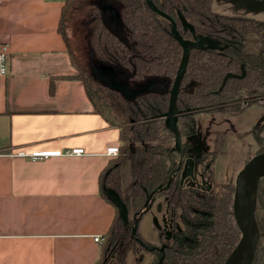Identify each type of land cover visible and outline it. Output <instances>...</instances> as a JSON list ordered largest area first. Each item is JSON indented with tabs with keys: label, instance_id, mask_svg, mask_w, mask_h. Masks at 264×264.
Here are the masks:
<instances>
[{
	"label": "trees",
	"instance_id": "1",
	"mask_svg": "<svg viewBox=\"0 0 264 264\" xmlns=\"http://www.w3.org/2000/svg\"><path fill=\"white\" fill-rule=\"evenodd\" d=\"M71 1L66 0L62 17ZM108 1L104 9L106 18L96 17L90 29L87 67H80L72 57L70 63L75 70L72 77L83 87L93 111L109 124L114 119L118 129L120 145L117 155L108 161L100 175V196L112 205L106 192L121 191L120 167L128 163L127 190L135 218L123 223L112 205L114 220L95 264H125L130 252L136 264L143 261L144 255L150 258L147 264H159L160 260V264H224L240 237L232 215V185L215 184L212 169L215 153H206L198 160L204 176L213 185L210 191L184 185L179 172L184 154L191 148L188 140L195 134L198 115H237L253 106L264 111V20L213 11L214 1L221 5L229 0H150L174 20L184 39L191 36L183 31L179 15L193 27L197 37L210 39L213 46L220 48L189 53L176 100L177 129L182 141L181 152L177 153L172 149L173 135L164 127L162 114L167 110L168 91L176 76L181 49L169 33V23L151 11L144 0ZM113 3L120 9L125 35L112 29ZM58 30L61 31L60 26ZM241 67L244 75L227 79L221 88L226 74L239 76ZM93 68L113 70L111 80L131 91L151 84L156 87L126 99L94 76ZM112 97L114 117L106 101ZM106 109L111 116L105 113ZM256 129L255 156L264 153V137ZM158 199L166 205L170 232L167 240L164 232L158 231L162 250L143 239L138 231L131 235L134 222L147 212L149 202ZM254 219L258 232L264 235V177L256 187ZM116 220L129 229L116 231ZM177 220L180 228L175 227ZM251 264H264L262 235L258 237Z\"/></svg>",
	"mask_w": 264,
	"mask_h": 264
},
{
	"label": "crops",
	"instance_id": "2",
	"mask_svg": "<svg viewBox=\"0 0 264 264\" xmlns=\"http://www.w3.org/2000/svg\"><path fill=\"white\" fill-rule=\"evenodd\" d=\"M65 2L0 0V42L9 46L0 76V264H95L102 242L93 238L104 240L114 220L99 178L118 129L72 77L58 30Z\"/></svg>",
	"mask_w": 264,
	"mask_h": 264
},
{
	"label": "rangeland",
	"instance_id": "3",
	"mask_svg": "<svg viewBox=\"0 0 264 264\" xmlns=\"http://www.w3.org/2000/svg\"><path fill=\"white\" fill-rule=\"evenodd\" d=\"M100 0H72L64 10V14L60 23L62 31L67 43V49L70 57L82 68L87 67L90 29L93 26V20L106 9V3ZM112 21L114 26L121 27V13L118 5L112 4ZM230 5L212 4V9L219 14H237L236 10L229 7ZM246 17L255 20H264V9L262 10H245L242 12ZM99 14V15H98ZM75 73V70L73 71ZM110 106L111 114L114 117L115 100L109 98L106 100ZM105 113L108 114V109ZM111 116V115H110ZM115 123L114 119H111ZM110 126L115 127V124ZM260 126L258 131L264 137V112L261 107L253 106L241 114L232 115L228 113L201 114L196 117V134L194 144L198 151L215 152L216 157L213 164L215 182L218 184H231L233 193V182L235 177L244 167L247 161L256 155V143L254 139V127ZM209 157H207L208 160ZM181 181L184 185L210 190L211 185L202 177L200 166L190 171V167L186 164L182 165L180 171ZM130 182V175L127 167L120 168V198L128 207V220L131 221L135 215L131 212L129 192L126 186ZM128 187V186H127ZM233 195V194H232ZM161 205V206H160ZM160 206V210H158ZM165 204L160 199L155 200L149 209L137 221V229L139 235L153 245L159 246L157 230L163 227L166 219ZM176 227L180 228L179 220ZM116 231L121 232L125 228L120 220H116L114 224ZM259 233V232H258ZM264 238L263 234L259 236ZM163 239V238H162ZM150 258L144 255L141 264H147ZM111 263V261H110ZM125 264H135L133 255L127 254Z\"/></svg>",
	"mask_w": 264,
	"mask_h": 264
},
{
	"label": "water",
	"instance_id": "4",
	"mask_svg": "<svg viewBox=\"0 0 264 264\" xmlns=\"http://www.w3.org/2000/svg\"><path fill=\"white\" fill-rule=\"evenodd\" d=\"M144 1L147 7L151 11H153L158 16L165 18L166 20L169 21L170 34L182 49V55L176 72V76L169 90L167 111L164 114H162V117L164 118L165 127L174 136V149L176 151H179L181 147V139L176 126L177 115L179 113L176 107V100H177V95L179 93L180 84L186 70L190 51L193 49L194 50L203 49L205 45L210 44V40L207 38L196 37L194 35L193 28L185 21V19L181 15H179V20L183 30H189L192 35L191 40L183 39L176 29L175 22L170 17L159 11L150 0H144ZM231 2L233 4L236 3L240 8L245 10L264 9V0H231ZM92 72L94 76L100 79V81L106 83L111 88L118 91L126 99H131L134 96L139 95L140 93L143 92H149L156 87L155 85L151 84L150 86L145 87L142 90L131 91L124 84L115 83L110 79L104 80L100 76L101 73L97 68H93ZM230 77H235V76L227 74L223 79L221 88L224 85L225 81ZM262 177H264V153L257 155L253 157L251 160H249L235 177V180L233 182L232 215L240 237L236 247L228 256L224 264H228V261L230 259H232V263L234 264H251L253 262L256 245L259 237V233L257 237H255V231L257 230L254 219L256 187L258 181ZM251 193H253V205L249 210L247 206V202ZM106 197L112 203V205L117 209L120 220L123 223H126L128 219L127 207L122 202L118 194H116L114 191H107ZM158 210H160V206H158ZM136 229H137V222H134V226L131 233L134 234ZM160 263L161 260L159 261V264Z\"/></svg>",
	"mask_w": 264,
	"mask_h": 264
},
{
	"label": "flooded vegetation",
	"instance_id": "5",
	"mask_svg": "<svg viewBox=\"0 0 264 264\" xmlns=\"http://www.w3.org/2000/svg\"><path fill=\"white\" fill-rule=\"evenodd\" d=\"M100 1H102V2H99V3H103V4H105L106 3V5H109V3H110V1H108V0H100ZM213 3H215V1L213 2ZM113 4H115V3H113ZM216 5H218L217 3H215ZM225 4H227V5H230L229 7H231L232 9H234V10H236V12H237V14H240V15H243L244 17H246L242 12H245V9H242V8H240L236 3L235 4H233L232 2H231V0H229V2L228 3H225ZM221 5H224V4H221ZM220 6V5H219ZM214 11V10H213ZM215 12V11H214ZM217 13V12H216ZM219 14V13H218ZM235 14V13H234ZM166 15V14H165ZM222 15H225V14H222ZM100 19H105L106 17V13L103 11L100 15ZM160 17V16H159ZM169 17V16H168ZM162 18V17H161ZM178 18H179V16H178ZM247 18H250V17H247ZM163 19H165V18H163ZM172 19V18H171ZM251 19H253V18H251ZM166 20V19H165ZM173 20V19H172ZM168 23H169V21L168 20H166ZM174 21V20H173ZM180 21V20H179ZM186 21V20H185ZM181 24V23H180ZM175 25H176V23H175ZM190 25V24H189ZM111 26H112V29L114 30V32L116 33V34H121V35H125V31H124V28H123V26H122V22H121V27H118V26H114V24H113V21L111 22ZM191 26V25H190ZM181 27H182V25H181ZM192 27V26H191ZM193 28V27H192ZM176 29H177V26H176ZM183 29V28H182ZM194 30V29H193ZM169 31H170V23H169ZM178 31V30H177ZM183 31H188L189 33H190V31L189 30H183ZM170 33V32H169ZM179 33V32H178ZM171 35V34H170ZM194 35H195V32H194ZM181 36V35H180ZM190 39H187V40H191L192 39V35H191V33H190ZM196 36V35H195ZM182 37V36H181ZM197 37V36H196ZM183 38V37H182ZM184 39V38H183ZM174 40V39H173ZM210 40V39H209ZM175 41V40H174ZM176 42V41H175ZM177 43V42H176ZM178 44V43H177ZM180 47V46H179ZM205 48H210V49H220V48H216L215 46H213L212 45V42H211V40H210V44L209 45H205L204 46V48L203 49H205ZM180 49H181V47H180ZM194 50V49H193ZM200 50H202V49H200ZM192 51V50H191ZM181 55H182V49H181ZM241 69H242V72H243V74H242V72H241V75H239V76H237V75H232V76H235V77H242L243 75H244V71H243V68L241 67ZM99 72L101 73L100 74V76L104 79V80H108V79H112L111 78V76H112V72H113V70H110V69H107V70H103L102 68L101 69H99ZM227 75V74H226ZM231 75V74H230ZM230 78H234V77H230ZM134 79V78H133ZM132 79V80H133ZM224 79V78H223ZM229 79V78H228ZM223 87V86H222ZM180 89V88H179ZM168 94H169V91H168ZM169 99V98H168ZM167 107H168V105H167ZM263 110V109H262ZM167 111V110H166ZM165 111V112H166ZM164 112V113H165ZM264 112V111H263ZM178 115H179V113H178ZM178 115H177V119H178ZM238 115V114H237ZM176 126H177V123H176ZM164 127H165V125H164ZM258 127H260V126H256V127H254L255 129L256 128H258ZM166 128V127H165ZM261 128V127H260ZM166 130H168L167 128H166ZM178 130V129H177ZM169 131V130H168ZM170 132V131H169ZM171 133V132H170ZM179 133V132H178ZM172 134V133H171ZM195 134H196V131H195ZM195 134L193 135V137L192 138H189V142L191 143V148L190 149H188V151L187 152H185V154H184V157H183V160H182V162H181V169H182V165L183 164H186V166H188V167H190V171H192L193 169H195L197 166H200L201 167V170H202V177L203 178H205L206 179V177L204 176V168L201 166V165H199L198 164V160H199V157H201V156H203V155H205L206 153H209V154H211V153H215V152H209V151H198L197 149H196V146H195V144H194V138H195ZM173 135V134H172ZM180 136V135H179ZM173 139H174V136H173ZM181 139V138H180ZM181 146H182V141H181ZM172 149L173 150H175L174 149V142H173V146H172ZM176 151V150H175ZM177 153H180L181 152V147H180V150L179 151H176ZM182 154H183V152H182ZM206 155H208V154H206ZM215 157H216V153H215ZM215 161V160H214ZM213 164H214V162H213ZM213 164H212V169H213ZM206 167H208V165L206 166ZM181 169H180V171H181ZM213 174H214V171H213ZM179 176H180V172H179ZM180 179H181V177H180ZM207 180V179H206ZM182 182V181H181ZM208 182V181H207ZM214 182H215V178H214ZM210 185H211V188H210V190L213 188V185L210 183V182H208ZM215 184H218V183H216L215 182ZM187 185H190V184H187ZM190 186H192V185H190ZM195 187V186H194ZM196 188H198V187H196ZM199 189H201V188H199ZM201 190H203V189H201ZM210 190H203V191H210ZM152 202L153 201H151V202H149L150 204L149 205H151L152 204ZM165 204V203H164ZM161 206V205H160ZM150 207V206H149ZM165 207H166V205H165ZM145 214V213H144ZM165 215H166V209H165ZM166 217V216H165ZM169 225V222H168V220H167V217H166V219H165V221H164V224H163V227L161 228V229H158L157 230V236H158V231L160 230H162L163 232H164V239H169L170 238V232H169V230H168V226ZM133 226H134V224H133ZM176 227V226H175ZM177 228V227H176ZM136 231H138V229H136ZM135 231V232H136ZM131 235H134V234H132L131 233ZM159 237H158V244H159ZM148 242V241H147ZM150 244H152V242H149ZM153 245V244H152ZM154 246H156V245H154ZM156 247H160L159 249L161 250V248H163V246L161 245V244H159V246H156ZM136 264V263H135ZM141 264V263H140Z\"/></svg>",
	"mask_w": 264,
	"mask_h": 264
},
{
	"label": "built area",
	"instance_id": "6",
	"mask_svg": "<svg viewBox=\"0 0 264 264\" xmlns=\"http://www.w3.org/2000/svg\"><path fill=\"white\" fill-rule=\"evenodd\" d=\"M8 56H9V46H8V44L5 43V42H0V76H4L8 72ZM117 152L118 151H117V147L116 146H112V147H109V148L106 149V154H110V155H113V156H116ZM82 153H83V150L74 149V150H71V152L69 154L79 155V154H82ZM60 154L61 153L59 151H55V152H40V153L31 155L30 158L32 160H40V159L46 158L48 156H58ZM17 155L18 156H22V157L25 156V154L22 153V152H19ZM93 241L96 242V243H101V242H103V239L101 237L97 236V237L93 238Z\"/></svg>",
	"mask_w": 264,
	"mask_h": 264
},
{
	"label": "bare ground",
	"instance_id": "7",
	"mask_svg": "<svg viewBox=\"0 0 264 264\" xmlns=\"http://www.w3.org/2000/svg\"><path fill=\"white\" fill-rule=\"evenodd\" d=\"M252 205H253V193H251V195H250V197L248 199V202H247V206H248L249 210L251 209ZM257 235H258V232L256 230L255 231V237H257ZM228 264H234V263H232V259H230L228 261Z\"/></svg>",
	"mask_w": 264,
	"mask_h": 264
}]
</instances>
